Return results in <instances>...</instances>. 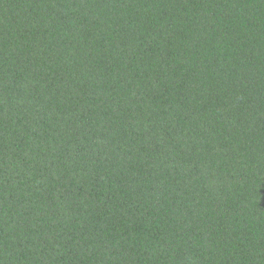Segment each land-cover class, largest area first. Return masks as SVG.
<instances>
[{"label": "trees", "instance_id": "trees-1", "mask_svg": "<svg viewBox=\"0 0 264 264\" xmlns=\"http://www.w3.org/2000/svg\"><path fill=\"white\" fill-rule=\"evenodd\" d=\"M0 264H264V0H0Z\"/></svg>", "mask_w": 264, "mask_h": 264}]
</instances>
